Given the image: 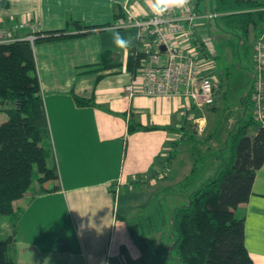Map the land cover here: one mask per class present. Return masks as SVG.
<instances>
[{"label": "crops", "instance_id": "obj_1", "mask_svg": "<svg viewBox=\"0 0 264 264\" xmlns=\"http://www.w3.org/2000/svg\"><path fill=\"white\" fill-rule=\"evenodd\" d=\"M186 8L193 9L192 0ZM127 9L138 18L153 16L144 0H0V26L27 23L18 33L22 39L66 29L73 35L33 46L59 179L46 184L50 192L39 187L15 204L17 264H141L129 216L159 193L198 189L222 164L217 158L209 162L185 188L196 148L212 156L221 134L227 148L230 134L253 119V59L233 56L230 36L214 21L197 22V44L181 43L190 51L200 47L203 71L219 78L214 107L199 110L186 98L131 95L128 87L142 85L141 71L128 69L137 33L120 31L133 38L132 47L122 51L110 31ZM174 10L180 9L168 12ZM76 23L95 29L87 33ZM106 51L114 53L118 68L100 70ZM209 113L223 117L213 132ZM131 125L159 129L129 133ZM236 216L245 220L253 261L264 264V166Z\"/></svg>", "mask_w": 264, "mask_h": 264}, {"label": "trees", "instance_id": "obj_2", "mask_svg": "<svg viewBox=\"0 0 264 264\" xmlns=\"http://www.w3.org/2000/svg\"><path fill=\"white\" fill-rule=\"evenodd\" d=\"M192 2L199 13L220 15L210 21H216L230 36L233 56L245 62L254 59L251 40L264 30V11H260L264 1L212 0L211 7L209 0ZM76 26L87 33L95 29ZM68 32L46 33L36 43L73 37ZM115 59L112 51L104 52L100 70L118 68ZM142 60L132 52L128 69L141 70ZM3 112L8 120L0 121V214L11 216L13 230L7 239L0 238V264H17L14 249L19 215L15 204L31 190L35 170L43 192H50L47 183L59 179L33 45L28 41L0 45V114ZM158 129L131 125L129 133ZM253 129L256 135L251 136ZM227 150V161L198 189L180 195L159 193L139 210L136 219L141 230L136 232L130 225L129 232L143 255L141 264H255L246 246L245 220L236 211L250 201L257 173L264 166V127L251 119L230 134ZM195 160L185 188L195 184L208 166L200 146Z\"/></svg>", "mask_w": 264, "mask_h": 264}, {"label": "built area", "instance_id": "obj_3", "mask_svg": "<svg viewBox=\"0 0 264 264\" xmlns=\"http://www.w3.org/2000/svg\"><path fill=\"white\" fill-rule=\"evenodd\" d=\"M260 11H264V8ZM219 16L184 8L167 12L160 17L153 15L142 19L127 9L125 15L110 28L137 32L133 52L137 58H143L140 70L142 85L140 90H137L134 84L128 87L131 95L147 98H186L199 110L214 107L219 78L203 71L206 56L200 51V47L190 51L181 43L187 41L197 44V22L214 20ZM27 26L24 22L10 28L0 26V45L28 41L34 46L39 38L36 34L27 39L18 36L19 31ZM163 47L165 51H162ZM253 62V119L264 127V30L256 39Z\"/></svg>", "mask_w": 264, "mask_h": 264}, {"label": "rangeland", "instance_id": "obj_4", "mask_svg": "<svg viewBox=\"0 0 264 264\" xmlns=\"http://www.w3.org/2000/svg\"><path fill=\"white\" fill-rule=\"evenodd\" d=\"M211 3H212V0H209V7H211ZM214 22H216V21H214ZM253 82H254V72H253ZM228 116H230V115H228ZM222 118L223 117L221 115H214L213 113H209V120L211 122L210 123L211 129L209 130V132L210 131L213 132L214 129L217 128V124L221 123ZM7 120H8L7 113L6 112L1 113L0 114V121L5 122ZM223 128H224V126H223ZM219 130H221V129L219 128ZM220 138L221 139L219 141L218 146L214 147V149L212 150L214 152V154H212V156L209 155V157H208V153H205V154L203 153V155L205 157H207V159H209V162H211V163H214L216 158H218V160L221 164H223L227 161L228 150L224 145L222 134H221ZM215 165H217V163ZM215 175H216V173H214L212 176H210L206 180H210ZM39 177H40V175H39L38 171L35 170V175L33 178V185L31 187L30 191H34V190L38 189L39 187H41L40 183L38 182ZM136 215L132 214L131 216H129L128 220H129V223L135 228L134 230L136 232H138L141 229H140L139 222L136 219ZM12 228H13V220H12L11 216L0 214V238L1 239H7L13 230ZM66 233H67L68 237H71V230L70 229H66ZM136 238H138V239L140 238V235H138V233H136Z\"/></svg>", "mask_w": 264, "mask_h": 264}, {"label": "clouds", "instance_id": "obj_5", "mask_svg": "<svg viewBox=\"0 0 264 264\" xmlns=\"http://www.w3.org/2000/svg\"><path fill=\"white\" fill-rule=\"evenodd\" d=\"M145 5L151 10L154 16L160 17L170 9H184L190 4V0H144ZM113 45L122 51H127L133 45L132 37L121 35L118 28L110 29Z\"/></svg>", "mask_w": 264, "mask_h": 264}, {"label": "water", "instance_id": "obj_6", "mask_svg": "<svg viewBox=\"0 0 264 264\" xmlns=\"http://www.w3.org/2000/svg\"><path fill=\"white\" fill-rule=\"evenodd\" d=\"M162 51H165V48L164 47L162 48Z\"/></svg>", "mask_w": 264, "mask_h": 264}]
</instances>
